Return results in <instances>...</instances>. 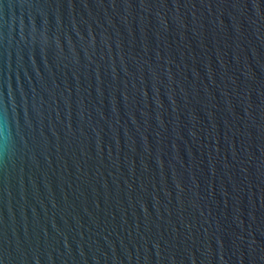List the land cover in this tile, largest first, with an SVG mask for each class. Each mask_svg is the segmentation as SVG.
<instances>
[{
    "label": "water",
    "instance_id": "95a60500",
    "mask_svg": "<svg viewBox=\"0 0 264 264\" xmlns=\"http://www.w3.org/2000/svg\"><path fill=\"white\" fill-rule=\"evenodd\" d=\"M0 264H264V0H0Z\"/></svg>",
    "mask_w": 264,
    "mask_h": 264
}]
</instances>
